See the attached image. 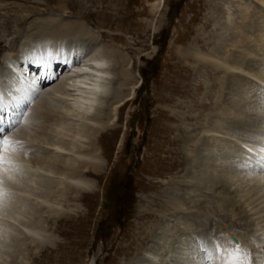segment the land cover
<instances>
[{"label": "rangeland", "instance_id": "obj_1", "mask_svg": "<svg viewBox=\"0 0 264 264\" xmlns=\"http://www.w3.org/2000/svg\"><path fill=\"white\" fill-rule=\"evenodd\" d=\"M204 1L207 0H0V41L3 40H1L2 37L5 38L0 43L1 64L2 52L10 53L13 38H19L31 20L53 15L85 22L94 34H97L101 50L106 49L109 44H116L127 57V68L138 79L135 97L132 101H127L110 122L118 129L111 152L106 150L103 140L100 141L103 150L100 157L107 161V164L98 172L86 171L92 187L83 191V200L74 204L72 202L56 204L60 198V190H57L58 193L52 198L55 206L66 214L53 219L52 214L44 212L45 209L41 214L33 216L30 215L31 213H21L22 189H29V193L40 199L39 195L43 192V187L35 181L36 175L29 172L26 165L9 167V169L12 168L11 172L6 169L8 173L10 172L9 174L4 173L6 171L4 169L3 174H6V177L2 176L11 180L6 179V185H4L3 178L2 185L7 186L5 195L8 193L6 198L9 199V204L0 205V218L5 219L4 216H9L8 220H5L12 222L13 225L9 228L4 221L3 223L0 221V264H150V261L143 259L142 255L147 250L158 252L152 253L160 257L158 260L156 258L155 262L152 261V264H193L198 261L200 264H207L209 261L215 262V257L210 252L204 255L206 251L203 250V242L211 244L210 246L219 243L234 247L230 238L235 235L229 232V227L237 223L239 219L242 224L237 227V231L241 235L249 236L247 238L251 240L252 235L260 233V230L253 229H257L259 224H264V199L259 201L264 195L249 204L245 201L252 200L263 191L259 188L264 186V181L255 183L257 171L254 174L242 172V169L237 170V174L232 177L228 187L229 192L222 193L224 196L210 192L207 196L213 198L211 202H205L206 206L203 205L199 207L200 209L190 208L196 210L194 214H187L195 219L194 230H183L184 224L167 214L166 216L170 218L168 230L159 228L162 224L159 220L160 205L166 204L168 196L175 194L173 197L179 199L187 196L182 190L183 183L180 182V179L184 180L185 171L181 170V167H172L175 162L177 163L176 154L182 151L175 143L180 132L176 130L177 121L173 115L178 110L191 116L201 115V109L198 107L203 101H207L201 100V97L205 90L208 91L210 77L215 73L206 68L203 69V75L187 79L183 77L184 68L186 69L187 65L177 61V56L174 54L175 48L190 40L194 29L204 21L207 13ZM250 2V8L254 9L257 2L254 0ZM153 4H157V7L152 8ZM159 14L162 17V23L158 29H155ZM180 35H184L186 39L183 41L179 38ZM115 72L116 70L113 69L111 73L113 75H110V79L115 76L110 86L116 78ZM0 74V84L4 85L10 80L7 78L10 76L4 68H1ZM185 85H188L186 90ZM49 86H42L43 91ZM36 92L38 95L41 94L38 89ZM251 92L246 93L247 100L254 98V95L248 97ZM238 95L234 94L236 99H239L238 102H242L241 96ZM179 103H181L180 106ZM29 104L33 102L29 100L27 104H23L22 115L29 108ZM185 105L191 106L190 111H187L188 108L184 107ZM204 113L205 111L202 112ZM203 117V115L199 116L198 120H193L194 123L191 120L186 121V131L183 128L184 131L181 132L186 135L193 128L200 129L204 125ZM220 122L223 125L229 124L222 118ZM70 125V123L67 124L68 127ZM208 138L210 139V136ZM226 140L228 143L233 142H231L233 145H227L231 153L227 146L224 148L212 144L209 146L210 140L203 141L198 147L201 151L205 149L207 152L208 147H213L216 157L211 160L220 164L225 158L223 162L226 163L228 161L226 158L229 160L237 158L230 155L233 154L237 141L240 144L243 142L230 134H227ZM188 144L187 148H190L191 145ZM13 145L14 149H10L12 154L19 156V144L14 142ZM194 165L196 170L200 169L197 163ZM20 169L22 175L18 173ZM16 174L19 176L16 177ZM7 180L11 186L14 185L17 188L15 189L14 186L10 188ZM256 190L257 192H254ZM196 194L197 198L201 197L200 193ZM201 194L204 193L201 192ZM221 196L225 197L223 201ZM28 199H32V196H28ZM41 204L43 202L40 201L39 205ZM17 207L18 209H15ZM231 213H234L233 217L230 216ZM11 215H15L14 218ZM27 219L30 221L39 219L42 224L44 240L41 244L35 245L34 242L24 240V235L19 233L18 230L22 229L21 223ZM188 222L191 221L187 219L185 223ZM256 223L259 224L256 226ZM261 237L264 238V235ZM193 240L195 242L190 243ZM237 241L251 252L248 246L250 243L243 244L240 239ZM252 241L255 244L254 248L259 252L255 251L253 255L264 254V244L260 246L262 244ZM190 244H195V248H189ZM185 250H191L192 254H189L192 256H186ZM201 254L203 258L200 257ZM253 258L256 257L253 256ZM189 260H191L190 263ZM260 264H264V259Z\"/></svg>", "mask_w": 264, "mask_h": 264}, {"label": "bare ground", "instance_id": "obj_2", "mask_svg": "<svg viewBox=\"0 0 264 264\" xmlns=\"http://www.w3.org/2000/svg\"><path fill=\"white\" fill-rule=\"evenodd\" d=\"M250 1L253 0L204 1L207 10L204 21L194 29L193 37L190 40L177 47L175 45L174 54L178 59L176 60L187 65V68H184L183 77L189 79L201 76L204 73L203 69L206 68L215 71V73L210 77L211 83L210 85L208 83V91L205 90L201 97V100L207 101H203L198 107L201 109V115L204 116L202 119L204 125L200 128L201 130H197L198 127L193 128L195 127L193 126V129L186 135L182 133L187 128L186 121L193 122V120H198L201 115L193 116V114L191 116L179 110L173 115L177 121L176 130L180 132L175 143L182 151L176 154L177 163L175 162L172 167H181V170L185 171L184 180L180 179V182L183 183L182 190L187 196L179 199L174 198L175 194H172L173 196H168L166 204L160 205L159 220L160 223L162 222L160 230H168L170 218L166 214L174 216V220L184 224L183 230H194L196 228L195 219L187 214H194L196 208L203 207L205 202H211L213 198L207 196L210 195V192L220 194L229 192L228 187L232 182V177L237 174L239 169L247 173L257 171L258 176L255 183L264 181V171H261L260 161V154L264 151V148L261 147L264 146V130L262 129L264 128V0H254L257 2L254 9L250 8ZM153 7H157V4H153ZM160 14L155 29H158L162 23ZM179 38L186 39L184 35H180ZM2 39L5 38L2 37ZM13 39L10 44L12 47L10 53L3 51L1 55L0 70L1 68L6 69V73L10 76L7 78L10 80L4 85L0 84V99L7 105L19 102L18 109L8 108L9 115L21 113L24 108L23 104H27L29 100L33 104H29V108L22 116L20 115L21 117H18L19 125L7 131V138L13 143L19 144L20 154L17 157L9 149L6 155L8 163L5 164L4 169L11 172L12 168L9 169V167L26 165L29 172L36 175H34L35 181L43 187V192L39 195L40 199L29 193V189L21 188L23 196L21 213H31L30 215L33 216L41 214L45 209L44 212H49V215L52 214V218L56 219L66 214L64 211L61 212L52 200L58 193L57 190H60V198L56 204L60 202L74 204L83 200V191L92 187L89 184L86 171L98 172L107 164V161L100 157L102 150L100 141L103 140L106 150L111 152L118 129L110 122L119 113L122 106L135 97L138 79L127 68L128 60L124 51L116 44H109L106 49L101 50L97 34H94L85 22L79 20L63 19L53 15L41 16V18L31 20L22 35ZM113 69L116 70L117 75L110 86L115 77L110 79ZM5 76L7 75L5 74ZM185 78L184 80H186ZM44 85L50 86L43 91L42 86ZM187 86L185 85V90ZM37 89L41 93L40 95L36 94ZM248 91H252L248 97L254 95V98L248 100L245 98ZM234 94H239L242 102H238L239 99H236ZM35 96L37 98H34ZM50 99L59 103L49 101ZM253 100L255 101L252 102ZM180 105L181 103H179ZM184 107L188 108L187 111L191 109V106L185 105ZM204 111L205 113L202 114ZM221 118L231 125L228 123V125H223L220 122ZM192 122L190 123L193 124L194 122ZM69 123L71 125L68 127ZM201 133L203 134L201 135ZM227 134L243 141L242 144L237 141L238 145L234 143L235 149L232 148L233 154L230 156L237 158L234 160L226 158L228 160L226 163H224L225 158L221 159L223 164L214 163L211 160L216 157L213 153L215 152L214 148L208 147L209 151L207 152L205 149L201 151L198 146L207 140H210L209 146L212 144L224 148L229 144L233 145L232 141L227 142ZM187 144L191 147L187 148ZM245 149H251V154H245ZM180 154L181 156H178ZM196 163L200 167L199 170L195 169L194 164ZM7 170L4 173H8ZM22 170L25 169L22 168ZM20 171L21 169L19 174L22 172ZM8 174L7 176H9ZM19 174H16V177ZM2 175L6 177V174L2 173ZM5 177L3 178L5 179ZM6 179L11 180V178ZM6 179L4 185H6ZM180 182L176 183L180 184ZM10 184L7 185L13 188L14 185ZM6 187L0 185V191L3 192V196L0 197L1 206L9 204V199L6 198L8 193L5 195ZM14 188L17 187L14 186ZM259 190L264 191V186L262 185ZM263 191L245 203L249 204L262 197ZM201 192L204 194L202 195ZM196 193H200L201 197L197 198ZM28 196H32V199H28ZM222 196L224 195L222 194ZM222 196L221 200L223 201L225 197ZM263 199L264 197L259 201ZM40 201L43 204L39 205ZM192 207L195 209H190ZM37 215L36 218H38ZM230 216L233 217L234 213H231ZM4 217L8 220L9 216ZM2 219L0 218V221L2 223L4 221L7 227L10 228L13 225L12 222ZM187 219L191 222L186 224ZM159 220L156 219V221ZM240 220L235 224L230 223L229 232L234 233L236 240L240 239L243 244L250 243L248 246L253 264H260L264 259V254L253 255V252H259L254 248L255 244L252 240L263 246L264 238H260V236L264 235V224H255L256 226L259 224V226L253 230H260V233L252 235L249 240L247 238L249 236L244 237L237 231V227L242 224H240ZM21 225L22 229L18 231L24 235V240L34 242L35 245L41 244L44 234L39 219L32 221L27 219ZM9 231L11 230L9 229ZM142 232L146 233L147 231ZM17 241H19L18 238ZM194 242V240L190 241V243ZM195 246V244H190L189 248L194 249ZM223 246L227 247L225 244ZM186 250V256H192L190 255L192 251ZM152 252L158 253L151 250L142 253L143 259L149 260L150 264L152 261L155 262L156 258L157 260L160 258L159 255L156 257ZM205 254L208 255L209 252H205ZM200 257L203 258V255L201 254ZM174 262L176 263V261ZM190 262L191 260H189ZM212 263L215 264V262ZM193 264H200V262H193Z\"/></svg>", "mask_w": 264, "mask_h": 264}, {"label": "snow or ice", "instance_id": "obj_3", "mask_svg": "<svg viewBox=\"0 0 264 264\" xmlns=\"http://www.w3.org/2000/svg\"><path fill=\"white\" fill-rule=\"evenodd\" d=\"M38 67H41L38 65ZM19 108V102L7 105L0 99V185L3 184L2 173L4 166L8 161L6 155L9 149L13 148V142L7 138V131H10L15 126H18V117L22 113H14L9 115L8 108ZM264 148V146H261ZM251 149H245V154H251ZM261 171H264V151L260 154ZM3 196V192L0 191V197ZM234 247H225L222 244L216 243L214 246H210L208 243L203 242V250L210 252L215 257V264H253L250 252L243 248L239 241L234 237L230 238ZM211 264V262H207Z\"/></svg>", "mask_w": 264, "mask_h": 264}]
</instances>
